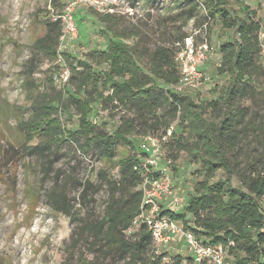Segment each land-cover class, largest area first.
Segmentation results:
<instances>
[{
	"label": "trees",
	"instance_id": "obj_1",
	"mask_svg": "<svg viewBox=\"0 0 264 264\" xmlns=\"http://www.w3.org/2000/svg\"><path fill=\"white\" fill-rule=\"evenodd\" d=\"M185 1L189 8L180 13L183 26L194 19L196 27L201 28L208 25V21H220L224 31L234 34L219 50L221 64L217 74L227 78L229 84L218 99L196 102L176 90L181 80L176 57L190 37L188 34L182 33L174 39L166 36L153 49L140 36L138 42L129 44L131 37L119 30L117 18L105 15L107 20L103 17L104 22L100 21L106 25V31H110L111 39L106 50L90 53L91 62L87 63L66 53L58 54L63 35V22L59 19L46 24V35L35 46L53 59L64 56L73 70L71 79L78 77L82 82L78 94L84 89L86 96L77 99L71 95L65 100L60 95L54 100L57 107L43 98L37 100L32 107V117L24 124L26 141L31 143L36 135L44 138L41 144L30 148L36 154H43L52 143L83 142V151L88 153L95 147L101 160L111 161L118 156V144L135 148L134 137L148 140L167 137L163 160L176 162L185 153L191 162L200 166L198 173L203 180L186 204V211L193 218L192 225L184 214L165 206L161 214L184 226L199 240L204 239L205 244L228 249L227 261L231 264H264V116L252 106L258 96L264 98L260 82L264 78L260 61L264 50L258 13L248 7L232 10L227 0ZM198 15L201 16L197 18ZM93 62L105 63L109 69L98 76L91 65ZM75 64L81 66V72L76 71ZM100 82L112 93L105 96L98 92L96 85ZM96 102L104 107L113 104L114 110H125L113 135L99 130L90 120ZM68 105L78 116L76 131L63 128L53 116L59 108ZM259 107L264 110V103ZM184 130L188 131V137L184 136ZM169 131L171 136H168ZM244 146L246 152L242 157ZM117 165L118 178L112 174H97L110 191L102 217L76 216L75 206L65 203L63 192L55 193L53 208L78 222L77 235L91 241V253L105 252V258L115 253L126 264H162L168 252L155 254V242L146 226H139L137 233L127 238V233L137 229L134 221L143 203L142 185L147 174L142 170L143 161L129 155L118 159ZM220 172L224 178L211 183ZM234 180L238 186L234 185ZM79 185L83 188L80 199L84 203L88 194L100 189L97 181L88 180ZM98 246L102 249L95 250ZM183 259L178 255L173 264H183ZM188 260V264H193L191 254ZM79 261L97 264L83 255Z\"/></svg>",
	"mask_w": 264,
	"mask_h": 264
},
{
	"label": "rangeland",
	"instance_id": "obj_2",
	"mask_svg": "<svg viewBox=\"0 0 264 264\" xmlns=\"http://www.w3.org/2000/svg\"><path fill=\"white\" fill-rule=\"evenodd\" d=\"M232 10H240L235 0H227ZM70 0H0V263L1 264H81L80 256L97 264H126L119 255L113 253L105 258V252L91 253L90 242L78 233V222L53 208L52 198L55 193L63 192L65 203L74 205L76 216L93 218L104 215L109 201L110 191L104 180L97 174H112L118 178V159L135 155L142 158V145L149 143L147 138L134 137L132 148L125 143L118 144L117 157L111 161L101 160L99 151L93 147L88 153L81 149L83 142L69 141L59 145L52 143L43 154H36L31 147L41 144L39 135L29 143L24 124L33 115V104L43 98L54 102L60 95L66 100L74 95L77 99L86 96L85 90L80 95L81 80L73 79V70L64 56L53 59L35 46L36 42L46 35V24L59 20L66 12ZM185 0H129L117 18L118 28L134 44L143 41L155 47L166 36L174 39L182 33L193 36L201 42L206 34L212 47L209 59L199 66L206 78L198 90L183 89L178 93L189 96L196 102H210L218 99L228 86L227 78L219 77L217 68L221 64L220 46L231 41L232 31H224L220 21H208L205 28L196 27V19L183 26L180 13L189 8ZM252 8V7H251ZM259 15V14H258ZM261 15V13H260ZM201 15H198L199 18ZM101 15L87 7L76 9L75 21L79 33L72 36L66 32L63 22V35L57 48L58 54L71 55L75 60L90 63V53L95 50H106L111 33ZM107 20V18H105ZM102 22H101V21ZM139 33V35L137 34ZM168 34V35H167ZM72 61V60H71ZM264 66V52L261 56ZM95 73L102 76L109 69L108 65L91 63ZM76 71L82 68L75 64ZM264 88V78L260 80ZM92 88V87H91ZM98 92L105 96L112 93L102 82L96 85ZM264 92V90H263ZM264 98L258 96L252 106L255 112L264 116L259 107ZM53 106L57 107L55 102ZM115 105L104 107L101 102L93 104L94 113L89 117L103 130L113 135L120 126V118L125 110H114ZM63 128L76 131L79 129L78 116L68 105L54 113ZM188 137V131L184 130ZM130 139V136H128ZM245 145V143H244ZM26 146H30L26 149ZM245 146L241 156L245 155ZM190 157L182 153L176 162L160 161L167 174L172 178L174 197L167 199L169 207L179 214H184L186 221L192 225L193 218L186 211L187 201L203 180L198 173L200 166L191 162ZM224 178L220 172L210 182ZM100 185L96 193L87 195L84 203L80 199L83 188L80 184L86 181ZM234 185L238 182L234 180ZM167 204V205H168ZM166 207V206H165ZM139 230L127 233L131 238ZM79 239V241H78ZM204 242V239H201ZM102 249L101 246L95 250ZM162 264H173L180 255L183 264H188L190 253L187 250L186 238L175 243ZM228 253V249H225Z\"/></svg>",
	"mask_w": 264,
	"mask_h": 264
},
{
	"label": "built area",
	"instance_id": "obj_3",
	"mask_svg": "<svg viewBox=\"0 0 264 264\" xmlns=\"http://www.w3.org/2000/svg\"><path fill=\"white\" fill-rule=\"evenodd\" d=\"M235 1L241 6L245 4L251 11H256L259 14L258 18L261 23L260 42L264 50V0ZM128 4L129 0H70L66 12L58 19L64 21L68 34L76 36L79 33L74 18L76 9L85 6L102 15L117 16ZM206 26L204 25L203 28ZM211 50L212 47L207 34L201 42H196L193 36L186 39L183 50L176 57L181 73V80L176 90H198L201 87L203 81L208 78L200 71L199 66L208 61ZM171 134L172 132L169 131L168 136ZM166 141L167 137L162 140L151 138L149 143L142 145L144 154L141 158L144 164L142 170H146L147 174L142 185L143 203L134 221V226L144 225L151 232L155 242V254H160L163 248L179 241V238H186L187 250L193 258V264H231L227 261V253L223 246L205 244L194 234L186 231L184 226L161 214L162 202L175 195L172 178L163 167H160L164 153L163 144ZM155 174L158 176L155 177ZM262 206L264 209V201Z\"/></svg>",
	"mask_w": 264,
	"mask_h": 264
},
{
	"label": "crops",
	"instance_id": "obj_4",
	"mask_svg": "<svg viewBox=\"0 0 264 264\" xmlns=\"http://www.w3.org/2000/svg\"><path fill=\"white\" fill-rule=\"evenodd\" d=\"M168 200H170L171 198H167ZM167 199H165L163 202H162V206L164 207V206H166V208L167 207H169V204H168V202H167ZM168 204V205H167ZM180 239H182V238H179V240ZM178 240V239H177ZM179 241H175L174 243H172L170 246H168V247H166L165 249L167 250V251H170L171 249H172V247L174 246V244L175 243H178Z\"/></svg>",
	"mask_w": 264,
	"mask_h": 264
}]
</instances>
